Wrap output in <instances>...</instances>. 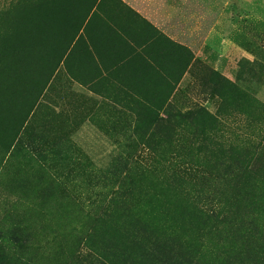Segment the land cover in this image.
Masks as SVG:
<instances>
[{
  "label": "rangeland",
  "instance_id": "374dc122",
  "mask_svg": "<svg viewBox=\"0 0 264 264\" xmlns=\"http://www.w3.org/2000/svg\"><path fill=\"white\" fill-rule=\"evenodd\" d=\"M212 1L186 72L173 49L169 81H75L68 58L98 0H0L12 264H73L88 244H117L120 264L144 247L264 264V0ZM119 177L129 194L111 202Z\"/></svg>",
  "mask_w": 264,
  "mask_h": 264
},
{
  "label": "crops",
  "instance_id": "0c3cea01",
  "mask_svg": "<svg viewBox=\"0 0 264 264\" xmlns=\"http://www.w3.org/2000/svg\"><path fill=\"white\" fill-rule=\"evenodd\" d=\"M204 4L98 0L76 39L81 45L68 58L80 75L75 81H169L173 49L186 72L189 53L193 62L203 46Z\"/></svg>",
  "mask_w": 264,
  "mask_h": 264
},
{
  "label": "trees",
  "instance_id": "16d2710c",
  "mask_svg": "<svg viewBox=\"0 0 264 264\" xmlns=\"http://www.w3.org/2000/svg\"><path fill=\"white\" fill-rule=\"evenodd\" d=\"M178 117L181 119L187 118V115L179 112ZM122 164V163H119ZM128 162H124V168H127ZM117 189L114 190V196L111 202H116L121 198L129 194L128 188H126V180L120 179ZM88 250L81 252L77 255L73 264H120L117 255L118 245L102 246V249L94 248L91 244H88ZM171 250V251H170ZM166 251V252H163ZM172 249L164 248L159 250H153L152 247H144L143 253L140 256V260H136V256L131 259L132 264H178L172 260ZM14 255L7 250V247L0 241V264H12L14 262ZM191 264H205L200 260H195Z\"/></svg>",
  "mask_w": 264,
  "mask_h": 264
}]
</instances>
